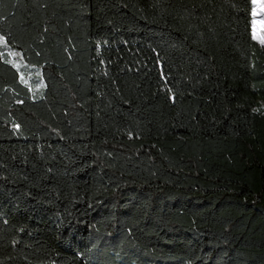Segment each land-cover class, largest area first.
I'll use <instances>...</instances> for the list:
<instances>
[{"label":"trees","instance_id":"obj_1","mask_svg":"<svg viewBox=\"0 0 264 264\" xmlns=\"http://www.w3.org/2000/svg\"><path fill=\"white\" fill-rule=\"evenodd\" d=\"M253 10L0 0V264H264Z\"/></svg>","mask_w":264,"mask_h":264},{"label":"rangeland","instance_id":"obj_2","mask_svg":"<svg viewBox=\"0 0 264 264\" xmlns=\"http://www.w3.org/2000/svg\"><path fill=\"white\" fill-rule=\"evenodd\" d=\"M254 10V37L258 39L262 44H264V0H253ZM13 51L14 59L13 63L16 66L21 65V60L18 57L20 55V50L17 48H10Z\"/></svg>","mask_w":264,"mask_h":264},{"label":"snow or ice","instance_id":"obj_3","mask_svg":"<svg viewBox=\"0 0 264 264\" xmlns=\"http://www.w3.org/2000/svg\"><path fill=\"white\" fill-rule=\"evenodd\" d=\"M0 43H3V40H2V38H0Z\"/></svg>","mask_w":264,"mask_h":264}]
</instances>
